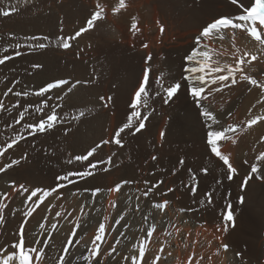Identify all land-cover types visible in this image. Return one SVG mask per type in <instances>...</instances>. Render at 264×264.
Returning <instances> with one entry per match:
<instances>
[{
  "label": "bare ground",
  "instance_id": "1",
  "mask_svg": "<svg viewBox=\"0 0 264 264\" xmlns=\"http://www.w3.org/2000/svg\"><path fill=\"white\" fill-rule=\"evenodd\" d=\"M208 1V9L182 16L174 10L173 0H125L126 7L118 13L113 8L119 0H0V11L15 9L9 16L0 14V59L17 51L8 52L7 46H26L21 49L22 56L0 66V90L27 93V98H20L22 93L6 98L10 104L0 121L5 132L14 130L15 135L10 133L0 146L13 141L27 122L36 125L39 120L46 121L56 107L65 120L61 126L54 124L46 132L38 131L33 138L24 139L0 158V168H7L0 174V264L17 251L21 226L25 249L37 250L31 252L32 264H264V179L257 178L264 176V161L258 159L264 152V121L252 127L247 124L256 116H264V88L240 79L248 75L264 84V45L235 28L222 30L219 35L223 39L202 38L197 44L196 37L209 23L222 16L235 19L243 13L231 0ZM252 2L240 0L245 7ZM97 3L104 9V19L64 50L66 36H74L87 26ZM59 9L66 11L59 16L55 13ZM130 19L142 20L141 36L134 27L131 29L134 24L130 29L135 33L127 35L124 25ZM40 33L49 38H35ZM111 41L140 52L142 63L137 86L132 87L130 107L127 99H120L115 116L110 117L105 108L96 105L93 96L100 100V90L92 85L91 77L88 80L87 71L95 48ZM38 43L48 45L25 54L31 44ZM194 48L210 52L213 66L220 67H235L246 52L257 56L250 64L241 65L243 72L235 73V85L229 80L224 90L211 91V95L209 90L218 85L206 86L203 95L207 99L201 100V106L215 114L217 124L200 114L201 107L190 94V87L199 84L184 80V75H189L185 66H193L185 57ZM49 70L55 74L44 78ZM146 70H150L147 91L151 95L147 107L139 110L149 119L145 128L134 135L139 121L132 117L131 134L129 129L120 134L121 141L126 142L121 147L114 143V137L137 110L132 101ZM67 78L71 80L67 84L41 93L48 84ZM76 81L80 83L75 85ZM177 81L182 87L166 106L164 88ZM15 101L20 102V108L13 105ZM41 108L45 109L43 115L39 114ZM22 112L28 113L23 124L11 128L7 121L15 122V115ZM81 113L80 121L68 118ZM170 124L165 140L172 141L170 133H175L185 139L188 152L179 150L175 154L167 149L161 133ZM230 125L236 130L227 133L228 139L219 140L217 147L237 169L232 179H228L226 165L207 142L209 130L221 131ZM100 141L103 143L98 147ZM33 143L39 148L52 146L51 165L34 164ZM84 156L87 159H77ZM182 157L189 161L179 164ZM91 164L95 165L93 169ZM254 165L257 174L251 173ZM65 170L72 171L68 173L70 178L58 179ZM249 175L252 179L245 186L243 182ZM123 181H127L125 186L121 185ZM97 188L100 194L96 196L93 190ZM48 192L53 194L43 202ZM146 192L149 197L143 196ZM210 196L213 201H209ZM163 201L170 202L165 210L156 207ZM228 212L233 214L234 226L226 219ZM96 236L102 239L96 240ZM222 245L230 250L222 249ZM11 264H19L18 257Z\"/></svg>",
  "mask_w": 264,
  "mask_h": 264
},
{
  "label": "snow or ice",
  "instance_id": "2",
  "mask_svg": "<svg viewBox=\"0 0 264 264\" xmlns=\"http://www.w3.org/2000/svg\"><path fill=\"white\" fill-rule=\"evenodd\" d=\"M233 4H239L240 8L243 9V13L236 17L235 19L231 17H220L215 19L213 22L209 23L206 27H204L200 33L199 36L196 37V42L199 44L201 42L202 38L206 39H212L216 36H219L220 39H223L222 35H219L222 30L228 29V28H235V29H242L245 31L254 41L258 42L261 45H264V0H253V2L250 4V6L245 7L242 3H240V0H231ZM126 7L125 0H119V4L117 7L113 8L114 13H118L121 9ZM97 10L92 13L90 19L87 21V26L85 28H81L79 31L75 33L74 36L68 37L66 40L63 41L62 46L64 48H69L71 44L68 41L74 40L77 37L81 36V34L91 28L94 27L95 22L104 19V9L103 7L97 3L96 5ZM11 11H15V9H11L8 11H0V14L7 16L10 14ZM135 19V18H133ZM236 20L240 21V23H237ZM135 27V24L133 25ZM161 31H163V26L161 27ZM45 44H39L38 47L44 48ZM204 48H207V45L203 46ZM237 51H239L237 49ZM16 55H20L19 52L16 53ZM199 57V59H198ZM247 57H250V59H246ZM10 59L9 56H4L2 59H0V64L5 63L6 60ZM150 59V57H149ZM185 59L192 64V67H187L185 71L189 73L188 76L184 77V80L191 81L193 84L198 83L199 86H192L190 87V94L192 97L196 100V103L198 107H201V115L207 119L211 120L212 124H217V118L215 114L211 111H209L207 108H202L201 106V100L207 99V96L202 95L205 90L206 86L209 85H219V87L215 89L209 90V95H211V91H221L224 87H227V82L230 80L232 85H235L237 83V79L235 77V73L237 72H243V68L241 65L245 63H251L252 61L257 60V56L253 55L251 53H245L243 56H241L236 63V66L233 67L231 65H226L224 67H220L218 64L216 66H213L212 56L210 52L208 51H201L198 48H194L192 53L185 57ZM39 67V65H37ZM150 70L145 71V75L143 78L142 83L140 84L138 90L135 92V100L133 107L137 110L132 112L131 117H129L128 123H125L115 134L114 137V143L117 145H121L122 141L120 138V134L124 132L126 129H130L132 127V117H135L139 123L138 126L135 128L136 132L141 131L145 128V121L148 119V116H143L141 111L139 110L142 106H147V100L149 93L147 91V85L149 81L148 72ZM226 74H222L225 73ZM163 77H161L162 79ZM241 80L249 81L252 85H256L258 87L264 88V84H259L258 81L250 77L248 75H241ZM159 83V80L157 81ZM68 81L66 80H59L54 84H48L46 88L41 89V93L44 91H47L54 87H59L60 85L67 84ZM78 83V82H77ZM163 87V85H161ZM182 85L179 81L172 84L170 87L164 88L166 99H164V103H168L174 96L177 95L179 90L181 89ZM71 90V89H70ZM27 95V93H25ZM156 95H160L159 92L156 93ZM103 99V97L101 98ZM111 99V97H109ZM4 105L0 103V109H3ZM83 115V113H81ZM23 116H21V119ZM57 116L55 113L47 117L46 121H41L36 125H29L30 128L37 129L39 131H45L46 128L52 127L55 122H57ZM264 121V116H256L252 119H250L247 124L249 127H252L256 125L258 122ZM19 122V121H17ZM211 127V125H209ZM236 130L235 126L230 125L228 128H224L221 131H210L208 133V143L211 145L212 152L223 161L224 165H226L228 169V179L233 178V174L237 172V169L233 167L232 163L230 162V158L227 155H223L220 149L217 147V143L221 139H228L227 133L234 132ZM164 133H161V136H163ZM23 137H21L22 139ZM262 140H264V137H261ZM18 141L13 140L12 143H9L7 145L8 148H12ZM95 149L90 151L88 153V156H91ZM3 153L0 152V155ZM77 159H87V156L84 157H77ZM153 159H156V157H153ZM258 159L264 161V152H261ZM13 163H18V161H13ZM183 163V161H181ZM11 165H9L10 167ZM95 167V165H93ZM0 171H4L3 168H0ZM203 171L207 172V169H204ZM252 174L258 173L257 166H253L251 168ZM91 173H89L90 175ZM259 179H264V176H258ZM58 179H67V177H58ZM252 179V175H249L244 180V185H247V182ZM127 183V181H125ZM120 185H116L115 190H119ZM171 191V189H170ZM33 196L36 195L35 192L32 193ZM241 202H243V198H241ZM166 203L164 205L157 204V208H161L166 206ZM2 211V209H0ZM226 219L228 221H233L234 226V218L233 214L231 212H228ZM3 220V216L0 215V221ZM227 229H225L226 231ZM104 231L103 226L100 227V232L102 233ZM20 239L15 244V248L17 251L13 252L10 256L6 257L2 264H11L12 261H14L17 257L19 259V264H32L33 256L31 255V252H36L37 250L35 248H32L30 250L25 249L24 239H23V226H21L20 230ZM96 240H101L102 236H96ZM225 248L228 247V245H224ZM144 249H141V252H143Z\"/></svg>",
  "mask_w": 264,
  "mask_h": 264
},
{
  "label": "rangeland",
  "instance_id": "3",
  "mask_svg": "<svg viewBox=\"0 0 264 264\" xmlns=\"http://www.w3.org/2000/svg\"><path fill=\"white\" fill-rule=\"evenodd\" d=\"M208 5H209V1L208 0H173V8H174V10L175 11H179V13H181L182 14V16H190V15H193V14H197L198 12H201V11H204V10H206V9H208L207 7H208ZM2 8V7H1ZM170 8L172 9V5L170 6ZM60 11H56L55 13H57V15H59V16H61V15H63L64 13H65V11L66 10H62V9H59ZM173 10V9H172ZM6 11H8V10H6ZM207 13V15L208 14H210V12L209 11H206ZM14 13V11H11L10 12V14L9 15H11V14H13ZM9 15H7V16H9ZM137 20V22L135 21V22H131L132 20L130 19L129 21L127 20V24L129 25H127V24H125L124 26H125V31L127 32V35H129L130 36V34L131 33H133L134 31L132 30L131 31V29H134L135 28V32H137L136 34L139 36V34H140V36H141V34H142V29H141V22L140 21H142V20H140V19H136ZM140 22V23H139ZM121 24L122 23H124V21H121L120 22ZM131 23V24H130ZM136 23H138L137 24V26L135 25V27L133 28V26H131V25H133V24H136ZM130 26H131V29H130ZM137 27H138V29H137ZM134 32V33H135ZM130 33V34H129ZM39 35V36H38ZM129 36H127V39L128 40H130L129 38L131 37H129ZM64 36H62V38H63ZM69 36H66V38H65V40L68 38ZM71 37V36H70ZM35 38H38V39H42V40H47L49 37H48V35L47 34H45V33H40V34H37V35H35ZM142 39H143V36H142ZM144 40V39H143ZM142 40V41H143ZM145 41V40H144ZM70 44H72V40L71 41H68ZM110 43H112V44H110ZM110 43H105V44H103V45H98L96 48H95V51L94 52H96V53H94L93 54V56H94V58H93V56H92V58H90V62L88 61V63H90V64H88L87 66L89 67H87L88 68V80H90V77H91V80H90V82L92 83V85L93 86H96V88L97 87H99V92H100V94H101V96H100V94H98V97H100L99 99L100 100H97L96 101V99H95V97L97 96H93L94 97V101L96 102V105H98V106H102L103 108H105L106 109V114H108L110 117H111V115H114L115 116V109H116V104H117V101H119L120 99H124V101H126V99L128 100V103L130 102V97H131V95L133 94V89H135L136 88V86H137V81H138V75H139V67H140V65H141V63H142V59H141V54H140V52H137L136 50L134 51V49H132V48H130V46L128 47V46H126V48H125V46H124V44L122 45V43L120 44V42H118V41H111ZM113 43H116V44H113ZM39 44H45L46 46L44 47V48H42V49H45L46 47H47V43H38V44H31L29 47H31V48H29V49H27V50H25V54H28V53H31V51L33 50V49H35V47H37ZM148 44V42L145 44V45H147ZM55 45H57V44H55ZM13 47V48H12ZM7 46L6 48H7V51L8 52H13V51H15V50H17L15 53H13V54H10V55H7V56H9L10 57V59H13V58H17V57H20V56H22L23 54H24V51L22 52L21 51V49H23V48H26V46H25V44H17V45H15V46ZM71 47V46H70ZM69 47V48H70ZM19 48V49H18ZM38 49L40 48V47H37ZM62 48L64 49V50H68L69 48H64L63 46H62ZM104 49V50H103ZM6 50V49H5ZM4 50V51H5ZM17 52H19L20 53V55H16V53ZM96 54V55H95ZM2 59V58H1ZM91 60L93 61V62H91ZM7 61H9V59L8 60H6L5 62H7ZM187 62H185V64H186ZM189 63V62H188ZM4 64V63H3ZM3 64H0V66L1 65H3ZM92 64V65H91ZM90 66H91V68H90ZM91 69V70H90ZM87 70V69H86ZM90 70V71H89ZM45 72V71H44ZM132 72L134 73V74H132ZM186 72V71H185ZM52 73V74H51ZM89 73H91V74H89ZM187 73V72H186ZM45 74V75H44ZM43 74V77L45 78V77H48V76H53L54 74H55V72L54 71H52V70H49L48 72H45ZM51 74V75H50ZM130 75V76H129ZM134 75H135V77H134ZM137 75V76H136ZM94 77V78H93ZM131 77V78H130ZM134 77V78H133ZM93 78V79H92ZM96 78V79H95ZM135 78H136V80H135ZM131 79H133V81L131 80ZM129 80V81H128ZM66 81H71L69 78H67V80ZM97 81V82H96ZM78 82V83H77ZM96 82V83H95ZM129 82H131L132 84H130ZM135 82V83H134ZM80 83V81H76L74 84L75 85H78ZM133 83H134V85H133ZM161 83H163V81L161 82ZM95 84V85H94ZM130 86V87H129ZM132 87H133V89H132ZM218 87H219V85H218ZM162 89V88H161ZM225 88H223V90H224ZM104 90H106V91H104ZM222 91V90H221ZM15 92V93H14ZM13 92V90H9V91H1L0 90V100L2 101V104L3 105H5L4 107H3V109H0V110H2V111H0V115H2L5 111H3V110H7L8 109V107H9V104L7 103V99L6 98H8V97H10V96H13V97H17V96H19L20 97V95H21V93H22V95H21V97L20 98H27V95H25V92H20V93H18V91H14ZM36 92V91H35ZM2 93H4V94H2ZM7 93V94H6ZM106 93V94H105ZM161 93H162V91H161ZM161 93H160V95H161ZM104 94H105V96H104ZM108 94V95H107ZM6 95V96H5ZM9 95V96H8ZM103 95V96H102ZM151 94L149 93V96H150ZM160 95H157V96H160ZM108 96V97H107ZM148 96V97H149ZM106 98V100L104 101V99H101V98ZM109 97H111V99H109ZM119 98V99H118ZM118 99V100H117ZM134 100H135V97L133 98V101H132V104H134ZM1 101H0V103H1ZM169 103V102H168ZM168 103H163L164 105H166V106H168ZM15 104V107L17 106L18 108H20L21 107V104H20V102H17V101H15V102H13V105ZM108 104V105H107ZM110 104V105H109ZM147 104H148V102H147ZM19 105V106H18ZM44 105V104H43ZM106 105V106H105ZM16 107V108H17ZM101 107V108H102ZM106 107H108V108H106ZM129 107H130V103H129ZM147 107V106H146ZM102 108V109H103ZM110 108V109H109ZM128 108V107H127ZM29 109V108H28ZM28 109L26 110V111H28ZM109 111H108V110ZM11 113H13V111H14V109H12L11 108ZM57 110V111H56ZM59 110V108L58 107H56L55 108V111H53V112H51L50 113V115H52L53 113H55L56 114V116H57V122H55V127L56 126H61V125H63L64 123H65V120H64V118H63V116H62V114L58 111ZM27 112H22V113H20V114H16L15 115V122H10L9 120L7 121V123H9L10 124V127L11 128H13L14 127V125L16 124V125H20V124H23V122H24V120L26 119V116H27V114H26ZM45 113V109L43 108H41L40 110H39V114L40 115H43ZM84 114V113H83ZM18 115V116H17ZM26 115V116H25ZM50 115H48V116H50ZM21 116H23V118L21 119ZM47 116V117H48ZM62 116V117H61ZM47 117L45 118V120H47ZM82 115L81 114H76V115H68V118L70 119V120H73V119H75L76 121H80L81 119H82ZM135 119V118H134ZM148 119H149V116H148ZM169 119H171V117H169ZM17 121H19V122H17ZM41 121H44V120H39V122H41ZM127 121H129V120H127ZM167 121H169L168 123H170V120H167ZM128 123V122H127ZM29 125H34V123H31V122H27L26 124H25V129H24V131H22V132H27V133H25V134H22V132L20 133V134H18V136L14 139V140H16V141H18L13 147H15L17 144H19L21 141H23L24 139H28V138H33L37 133H38V131L39 130H37V129H34L33 128V131L32 132H30L31 131V128L29 127ZM134 125V124H133ZM133 125H132V127H133ZM138 126V125H137ZM137 126H135V128L137 127ZM169 126V125H168ZM167 126V127H168ZM132 127L129 129L130 130V134H131V129H132ZM4 128V129H3ZM135 128H134V130H133V132H132V134H134V135H137L138 134V132H135ZM170 128H171V124H170V127L167 129H165V132H164V135H163V138H162V140L163 141H167V139L165 140V137H167V130H168V132H170ZM4 130H6L5 129V127H4V125L2 126V122L0 121V143L2 142V141H4L5 139H6V136H8V135H11L12 134V132L14 133V135H15V131L13 130V131H10V132H5ZM46 130H47V128H46ZM2 131V132H1ZM4 131V132H3ZM29 131V132H28ZM209 131H212V130H209ZM44 132H46V131H43V133ZM7 133H9V134H7ZM11 133V134H10ZM22 134V135H21ZM171 135H170V137H172V141H170L169 142V140L166 142L167 143V145L169 146H167L168 148V150H172V151H174V153L175 154H177V153H179L178 151L180 150V152H184V151H186V152H188V145L186 144V142H185V139L184 138H179L178 136L176 137V135H175V133H170ZM21 137H23L22 139H21ZM5 138V139H4ZM165 142H163L164 143V145H165ZM7 143V141L6 142H4L3 144H2V146H0V147H2L1 149H0V152H2L3 154L2 155H0V158H1V156H3L7 151H9V149H12V148H8L7 147V145L9 144V143H12V141H10L8 144H6ZM102 141H100L99 143H98V147H101V145H102ZM125 140H122V144L121 145H119V146H121V147H123L124 145H125ZM4 144H6L5 146H4ZM124 144V145H123ZM176 145V146H175ZM4 146V147H3ZM39 146L40 145H38V144H36V143H33L32 144V149H33V152H34V154H33V157H32V161H34V164H36V165H42V164H45V165H47V166H49V165H51L52 164V159H53V154H51V153H53V148H52V146L50 147V146H46V147H43V148H39ZM50 148V149H49ZM38 149V150H37ZM177 150V151H176ZM38 151V152H37ZM40 151V152H39ZM35 153H37V154H35ZM39 153V154H38ZM171 155V154H170ZM187 155V154H186ZM187 157V156H186ZM170 158H173V157H170ZM183 158V159H182ZM181 159H179L177 162L179 163V164H182L181 163V161H185L184 163H186V161H189V160H187V158H185V157H182ZM185 159V160H184ZM35 160H37V161H35ZM39 160V161H38ZM44 160V161H43ZM48 160V161H47ZM166 160H168V159H166ZM169 160H171V159H169ZM168 160V161H169ZM190 160H192V159H190ZM43 161V162H42ZM39 162V163H38ZM170 162V161H169ZM109 167V166H108ZM108 167L106 168V169H108ZM91 168L93 169V165L91 164ZM4 169V171H0V174L1 173H4L5 172V169L7 170V168H3ZM72 171H64L61 175H60V177H67V179L68 178H70V175L68 174V173H71ZM118 185V184H117ZM120 185V184H119ZM121 185H123V186H125L126 185V183H125V181H123L122 182V184ZM116 187V186H115ZM41 189H39L38 188V192L40 191ZM48 191H49V189H47ZM88 192H90V189H88L87 190ZM110 191H111V189H110ZM216 192H217V190H216ZM93 193L97 196V195H99L100 194V192H99V189L97 188L96 190H95V192H94V190H93ZM53 193L52 192H48L47 193V196L46 197H43V202L49 197V196H51ZM143 196L144 197H149V192H146V193H144L143 194ZM213 196H210V198H208L209 199V201H213V198H212ZM40 202H41V200H40ZM43 202H41V204L43 203ZM164 202V201H163ZM162 202V205H164V203ZM165 202H167L166 203V206H164L163 207V210H165L166 209V207L169 205L168 203H170L169 201H165ZM240 203H242L241 202V200H240ZM157 204H160V203H156V205ZM147 218V216H145V219ZM26 220H28V218L26 219ZM199 225V224H198ZM200 226V225H199ZM200 227H202V226H200ZM218 244H220V243H218ZM46 247H44V249H42V252H44L45 253V251H46V248H47V244L45 245ZM222 247V249H224V250H226V251H228V250H230V248H229V246L227 247V248H225L224 247V245H222L221 246ZM44 253H42V255L44 254ZM1 255V254H0Z\"/></svg>",
  "mask_w": 264,
  "mask_h": 264
}]
</instances>
